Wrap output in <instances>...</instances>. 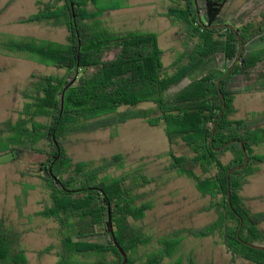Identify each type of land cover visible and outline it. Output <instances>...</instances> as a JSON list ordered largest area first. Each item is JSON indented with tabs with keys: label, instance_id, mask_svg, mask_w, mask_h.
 <instances>
[{
	"label": "trees",
	"instance_id": "16d2710c",
	"mask_svg": "<svg viewBox=\"0 0 264 264\" xmlns=\"http://www.w3.org/2000/svg\"><path fill=\"white\" fill-rule=\"evenodd\" d=\"M168 1L163 14L177 23L182 43L181 53L168 66L161 63L163 51L156 33L111 30L102 24L105 13L119 8L111 0H37V11L18 22L64 26L65 42L21 37L3 44L6 50L38 56L56 69L32 73L28 86L20 91L24 103L18 118L0 123V135L7 140L3 150L15 154L13 160L25 152L40 156L34 164L48 200L36 214L52 219L58 236L57 245L40 252L54 251V264H122L113 237L126 253L125 264H161L178 248L181 230L159 239L155 251L139 252L151 240L142 221L153 206L145 187L155 176L141 164L111 176V169L124 167L122 153L96 161L76 160L67 151L72 135L132 118L164 127L169 162L163 170L191 178L198 193L211 198L209 207L218 209L213 221L188 229L187 234L219 233L234 264H264V250L236 237L237 213L242 218L239 237L264 246L260 244L264 210L252 211L240 195L247 177L264 163V156L252 149L264 143V113L235 118L233 103L235 94L264 91V50L257 51L264 43V12L257 22L234 29L208 27L218 24L228 0H203L202 5L198 0ZM111 50L114 56L104 58ZM209 61L215 68L190 77ZM90 67L95 71L87 75ZM227 69L217 88V78ZM145 102L151 105L140 106ZM240 142L248 164L227 175L231 167L244 162ZM180 143L183 152L176 154L174 147ZM226 152L231 157L224 162ZM228 190L236 213L227 205ZM108 210L113 232L107 223ZM22 234L0 217V264H27Z\"/></svg>",
	"mask_w": 264,
	"mask_h": 264
},
{
	"label": "rangeland",
	"instance_id": "374dc122",
	"mask_svg": "<svg viewBox=\"0 0 264 264\" xmlns=\"http://www.w3.org/2000/svg\"><path fill=\"white\" fill-rule=\"evenodd\" d=\"M198 1L202 5L203 0ZM110 3L119 8L101 17L104 26L117 31L156 33L158 45L163 51L161 63L164 66H168L181 53L182 43L176 34L178 25L163 14L168 0H111ZM37 7V0H0V123L18 118V110L24 103L20 91L28 86L32 73L56 72L53 66L40 61L38 56L3 47V44L16 42L21 37L65 42L67 31L64 26H55L47 21L18 22L37 11ZM263 12L264 0H228L217 23L230 24L236 28L257 22ZM262 50L264 43L258 45L257 51ZM114 53V50L106 52L104 58H111ZM213 68L214 61H209L190 77H199ZM94 71L95 68L90 67L87 75ZM233 103L237 110L235 118L264 113V91L235 94ZM150 105V102H145L140 106ZM70 140L66 148L76 160L97 161L115 153L124 154V167L111 169V176L141 164L147 174L156 177L145 187L150 192L149 200L153 206L146 211L142 223L151 240L139 250L140 253L155 251L159 247V239L181 230L182 240L178 248L161 264H189L190 261L193 264L235 263L221 234L204 237L187 234L188 229L201 228L213 221L218 209L216 206L209 207L211 198L201 196L191 178L176 171L163 170V166L169 162V143L161 124L149 125L142 119L132 118L114 127L72 135ZM6 143V138L0 135V217L22 230L21 242L27 251V264H54L57 260L54 251L40 252L58 243L57 224L52 219L36 214L48 200V191L37 177L34 164L40 156L25 152L13 160L15 154L3 150ZM174 148L176 154L184 149L181 143ZM252 149L254 154L264 156V143L254 145ZM230 157V152H226L222 160L227 162ZM257 166V171L247 177L240 195L252 211H263L264 163ZM260 244L264 245V242ZM87 259L91 260L92 256Z\"/></svg>",
	"mask_w": 264,
	"mask_h": 264
},
{
	"label": "water",
	"instance_id": "95a60500",
	"mask_svg": "<svg viewBox=\"0 0 264 264\" xmlns=\"http://www.w3.org/2000/svg\"><path fill=\"white\" fill-rule=\"evenodd\" d=\"M194 1H195V0H194ZM225 26L234 29L233 26L230 25V24H216V25H210V26H208V27H225ZM239 40H240V39H239ZM241 48H242V46H241ZM229 70H230V69H227V70L224 72V74H222L219 78H217V80H216V86H217V88H218V86H219V81H220V79H221L222 77H224V76L229 72ZM222 99H223V96H222ZM240 144H241V149H242L243 156H244V162H243L242 164L237 165V166L231 167V168L228 170L227 175H229V173H230L231 171H234V170H236V169H241V168L245 167V166L248 164V155H247L246 149H245L244 144H243L242 142H240ZM222 147H223V146H222ZM227 181H228V176H227ZM227 184H228V182H227ZM229 195H230V194H229V190H228V191H227V205H228V207L230 208V210H232L233 212H235V210L233 209V207H232V205H231V202H230V196H229ZM235 213H236V212H235ZM236 215H237L238 218H239V225H238V229H237V231H236V237H237V239H238L239 241H241L242 243H244L245 245H248V246H251V247H255V248H259V249L264 250V246H261V245H258V244H252V243L247 242V241H245V240H243V239H241V238L239 237V230H240L241 225H242V218L240 217L239 214L236 213ZM107 223H108V225H109L110 231L113 232L112 224H111V215H110V211H109V210H108ZM113 241H114L116 247L118 248L119 252H120L121 255L123 256L122 264H125V262H126V260H127V259H126V253H125V251L122 249V247H121V246L119 245V243L116 241L115 237H113Z\"/></svg>",
	"mask_w": 264,
	"mask_h": 264
}]
</instances>
